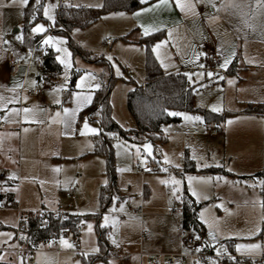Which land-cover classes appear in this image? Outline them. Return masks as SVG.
Instances as JSON below:
<instances>
[{"label":"rangeland","instance_id":"rangeland-1","mask_svg":"<svg viewBox=\"0 0 264 264\" xmlns=\"http://www.w3.org/2000/svg\"><path fill=\"white\" fill-rule=\"evenodd\" d=\"M181 2L194 4V10L185 8L182 11L176 0H167L163 4L152 0L134 11L106 13L91 25L74 27L68 35L56 27L60 5L101 8L104 0H42V18L32 28L42 24L45 31L35 33L31 30L32 35H41L43 41L49 36L54 37L50 43H42L43 46L52 47L56 57L60 58L58 61L67 60L71 67L66 69L61 64L63 71L56 84L51 86L48 82H53V79L47 82L31 77V74L40 72L34 59L28 67H20L7 90L0 91V112H4L0 122L5 125L0 128V169L10 170L8 176L14 178L11 189L22 209L36 212L42 209L69 210L84 216L80 220L81 244L74 248L80 252L68 250L71 247L60 241L63 251H40L36 264H152L148 256L140 255L141 251H186L182 239L192 233L181 228V201L186 190L200 204L201 234L218 252L234 253L249 259L264 255L261 235L263 202L260 195L264 177L252 174L242 177L247 165L229 149L232 144L229 134L237 124L233 121L232 124H221L219 133L212 134L217 124L208 122L204 113L180 112L201 117V120H185L181 116L180 123L166 124L167 142L159 153L161 169L142 174L136 170L135 163L155 158L151 142L132 143L117 132L107 133L114 150L111 165L109 157L96 150L95 137L101 132L99 123L81 115L94 98L96 85H99L97 75L106 79L113 77L110 94L112 116L123 128L133 127L128 95L134 82L141 83L146 78V48L125 40V36L137 29L130 36L137 39L144 34L142 25L149 28L150 34L163 32L155 45L161 41L166 43L153 53L156 58L159 56L157 60L164 74L184 72L191 75L190 80L196 85V106L210 111L215 106L220 110L213 112L218 114L235 113L242 108L244 103L240 99L246 85L244 80L249 79L254 71H264V7L258 5L257 0ZM230 2L240 7H229ZM0 5L5 10V20L14 15L22 20L26 5L20 0H0ZM45 8L52 19L44 15ZM143 8L150 10L141 12ZM137 12L140 14L134 15ZM17 26L8 21L6 42L15 51L22 48L24 37L23 32L12 34ZM17 36L21 39H16ZM74 44L103 58L104 63L86 60ZM233 52L235 56H232ZM218 56L222 59L217 60ZM229 57L228 67L221 68L220 64ZM24 58L27 61L29 53ZM249 61L256 66L248 65ZM234 63L238 70L232 74L229 69ZM208 72L213 75L209 77ZM74 75L76 79L72 84ZM82 77L83 84L77 87ZM38 88L42 90L40 94L34 92ZM77 94L80 97L91 95L92 100L78 106ZM56 100L60 103H55ZM25 109L29 111L26 113ZM64 109H78L75 118L71 113L66 115ZM85 120L90 128L98 131L82 135ZM225 125L228 129L226 135L223 132ZM114 134L117 139L111 140ZM145 145L151 146L150 152ZM187 152L199 169L222 166L231 171L222 174L184 172ZM205 164L208 166H202ZM189 176L206 178L192 181V189L198 193L199 199L189 190ZM172 177L182 181L175 193L173 184L161 183ZM209 177L210 180L207 179ZM7 180L12 181L7 176L0 179L1 190H5L2 184ZM103 187L108 188L105 203H102ZM68 191L73 192L72 197L66 196ZM140 207L142 215L134 214ZM202 211L208 223L200 219ZM105 216L108 217L107 223ZM18 222L19 215L11 207L0 209V246L11 244L14 237L12 228ZM89 224L92 225L91 231ZM103 230L101 240L100 231ZM210 231L215 239L209 235ZM63 240L68 241V238ZM251 244L259 247L237 251V245ZM0 256L4 259L9 257L5 253ZM13 259L16 264H21Z\"/></svg>","mask_w":264,"mask_h":264},{"label":"trees","instance_id":"trees-1","mask_svg":"<svg viewBox=\"0 0 264 264\" xmlns=\"http://www.w3.org/2000/svg\"><path fill=\"white\" fill-rule=\"evenodd\" d=\"M152 0H147V3ZM146 3L141 0H104L101 8L93 7H76L68 4H62L57 9V27L59 31L66 32L70 35L74 27H86L99 20L104 14L110 12L134 11ZM42 0L40 4H36V0H29L23 9V19L20 26V32H23V43L21 51L29 53L33 47H37L43 52L42 66L40 67V79L48 81L58 77L63 67L56 57V52L52 47H44L41 35H32V27L42 18L41 14ZM35 17V19H33ZM137 31L134 29L125 36V40L137 43L146 48V78L141 83H133L134 87L128 95V109L132 115L134 125L130 128L120 126L112 116V105L110 102V94L112 88L113 77L105 78L103 75H97L99 87L95 91L94 98L81 115L87 116L91 120H97L101 127V132L95 137L96 150L105 153L113 163L114 150L107 139V133L117 132L121 137L129 142L142 144L149 141L154 146L155 155H159L161 146L167 142L164 126L170 123H180L181 116L170 115L173 112H191L204 113L208 122H222L227 115L218 114L216 112L202 109L195 104L196 85L184 72L164 74L160 63L155 57L152 49L155 43L160 39L163 32H154L149 35H139L137 39H132L131 34ZM72 42L71 36H69ZM77 50L81 51L83 57L90 61L104 63V59L98 55H93L83 50L79 45L74 44ZM237 64L234 63L229 73H236ZM76 75L72 79L75 82ZM248 112L264 113V103L248 104ZM184 172L196 173L211 172L215 174L228 173L223 167H208L199 169L195 161L190 158L189 153L185 155ZM1 179V178H0ZM1 185V183H0ZM5 190L0 189V203L10 207L16 204L17 199L14 192L8 190L12 185V181L7 180L2 184ZM2 186V187H3ZM108 188H102V203L108 200ZM182 206V226L185 229L201 232L202 223L199 220L198 212L200 204L196 202L194 197L186 190V194L181 201ZM105 211V209L103 210ZM83 215L76 213L56 214L54 211H45L37 218L31 216L29 222L24 228L25 240L27 242L40 241L42 239H51L57 237L61 230L70 229L76 231V223L82 219ZM103 231H100V238L103 240ZM9 257L4 259L0 256V264H16L14 257L9 252ZM94 260V258L92 259ZM256 264V263H254ZM264 264V263H260Z\"/></svg>","mask_w":264,"mask_h":264},{"label":"built area","instance_id":"built-area-1","mask_svg":"<svg viewBox=\"0 0 264 264\" xmlns=\"http://www.w3.org/2000/svg\"><path fill=\"white\" fill-rule=\"evenodd\" d=\"M50 31H54L50 27ZM43 52L39 50L36 46L33 47L29 52V58L27 61L16 57L13 53L10 54V72L11 74H17L22 65L29 66L31 62L36 61L39 67L42 66ZM221 56L217 57V60H221ZM41 89H35V93L40 94ZM220 128L214 129L212 134L219 133ZM117 139V135L114 134L112 139ZM135 168L139 173L145 174L150 171H159L161 169L159 159L157 158H148L143 162L138 161L135 163ZM8 171L5 169H0V178L4 179L7 176ZM67 196L73 195V192L69 191L66 193ZM264 205V189H263V203ZM11 208L17 210L19 215V222L15 230L14 242L11 245L0 247V251L9 252L15 255L18 261H22L24 264H36L37 263V254L40 251H55L61 252L64 249L60 246L61 239L68 238V243L73 245L71 249H68L73 252H80L79 249H74L80 242V235L82 232L81 222L76 223V231L70 229H63L60 231L57 237H52L51 239H42L40 241L27 242L25 240L24 228L29 222L31 216L37 218L41 213L49 211L47 209H42L39 212L36 211H26L18 207L17 205L10 206ZM5 206L4 203H0V209L10 208ZM56 214L64 213L67 214L74 213L72 211H62L55 210ZM134 214L142 215V207L140 210L134 212ZM262 230L261 235L264 239V206H262ZM146 234V231L143 232V235ZM199 237V239H197ZM183 244L186 247V251L182 252H140V255H147L150 258L152 264H178L180 262H186L187 264H260L264 263V255L257 257L255 259H249L247 257H239L234 253H225L218 252L213 245L208 243L203 237L201 232H192L183 239ZM199 249V250H198ZM219 253V254H218ZM234 258V259H233Z\"/></svg>","mask_w":264,"mask_h":264},{"label":"crops","instance_id":"crops-1","mask_svg":"<svg viewBox=\"0 0 264 264\" xmlns=\"http://www.w3.org/2000/svg\"><path fill=\"white\" fill-rule=\"evenodd\" d=\"M14 16L15 17H13V18L11 16L8 21H9V23L11 22L12 25H18L17 27L20 28L22 20H21V18H19L18 15H14ZM22 19H23V17H22ZM8 21H7V19L5 20V10L0 6V91L7 90L10 87V84L13 81V79L18 74V73L17 74H11V72H10V69H9L10 54L13 53L16 57L22 58V59H25L24 57L26 56V54H28V53H24L23 51H21V49L18 51H15V50L11 49L9 44H7L6 35H7ZM50 27H52V26H49V28ZM50 32H53V31H50ZM43 39L44 38L42 37V39H41L42 43H43ZM248 65L256 66L255 63H253V62H251V63L249 62ZM237 70H238V68H237ZM254 72H256V71H254ZM254 72H253V74L249 75V79L244 80L245 82L243 81L244 84H246V85H244V88H243L244 91L242 92L241 99H240V101H242V103H244L242 108L235 113H233V112L231 113L230 111L227 112V114L224 113L225 115H227L226 119L222 122H219V123L215 122L217 124V127L215 129L220 128L221 124H223V125H224V123L227 124L228 121H233L234 124H237L236 129H233V131H231V134H229L230 141L232 142V144L229 146V149L231 150L230 151L231 154H234L237 157L239 156L240 159H242L245 162V165H247L245 170H243L244 174H242V177H248V175H251V174L253 176H256V177H264V113L248 112L246 110L248 104H250V103L251 104L264 103V71H258L256 73H254ZM40 74H41V70H40V72H38L37 75L31 74V77H35L39 81H41L42 79H40V77H39ZM57 78L58 77L53 79V82H51V83H49L47 81L48 84L51 86L55 85ZM34 92H35V90H34ZM2 115H4V112H0V116H2ZM4 127H5L4 123L0 122V128H4ZM100 130H101V127H100ZM227 131H228L227 125H225V129L223 131L225 135L227 134ZM232 149L235 152H233ZM236 152H238L237 153L238 155L236 154ZM149 158H151V157H149ZM155 158H158L161 161L160 154L157 156L155 155ZM211 167H213V166H211ZM218 167H222V166H218ZM5 170L10 172L9 169H5ZM228 173H230V171H228ZM7 177L12 180V184H13L14 178L11 176H8V173H7ZM12 187L13 186L11 185L8 187V189H10L9 191L14 192L11 189ZM263 189H264V183L260 187V195H261L262 202H263ZM15 195H16V193H15ZM72 196L73 195L68 196V197H72ZM16 199H17V197H16ZM17 204L18 203L16 202V204H14V205H17ZM13 210L17 212V210H15V209H13ZM73 212L76 214H80L79 212H75V211H73ZM104 212L105 211H102V213H104ZM87 217L88 216H86V218ZM16 227L17 226H14L12 228L14 237H15ZM181 228H182V230H186L182 226V221H181ZM187 230H190V229H187ZM191 231L196 232L194 230H191ZM14 237H13V240L11 241V244H13V242H14ZM80 240H81V238H80ZM182 243H183V240H182ZM80 244H81V241L78 243V245H80ZM7 245L8 244H3L0 247H4ZM11 255L14 258H16L14 254L11 253ZM143 256H147V255H143ZM19 262H21V264H24L22 261H19ZM180 263H182V262H180ZM180 263H178V264H180Z\"/></svg>","mask_w":264,"mask_h":264},{"label":"snow or ice","instance_id":"snow-or-ice-1","mask_svg":"<svg viewBox=\"0 0 264 264\" xmlns=\"http://www.w3.org/2000/svg\"><path fill=\"white\" fill-rule=\"evenodd\" d=\"M20 2H21L22 4H24V5H27L28 2H29V0H20ZM141 2H142V3H147V0H141ZM159 2L163 4V3H167V0H159ZM176 3H177V6L180 7L182 11H184L185 8H188V9H190V10H194V7H195L194 4H192V3H190V2H189V3H182L181 0H176ZM36 4L39 5V4H40V0H36ZM257 4L260 5L261 7H264V0H257ZM0 6H3V5H0ZM97 6L99 7V6H101V5H97ZM156 6H158V5H156ZM228 6H229V7H237V8L240 7V5H238V4H233V3H231V2L229 3ZM213 7H215V5H213ZM149 10H150L149 8H143V9H141L140 11H141V12H146V11H149ZM139 14H140V12H137V13H135L134 15H139ZM44 15L47 16L49 19H52V17L49 16V14H48V9H47V8L44 9ZM120 15H123V13H121ZM33 19H35V17H33ZM141 27L143 28L144 35H149V34H150V33H149V28L144 27L143 25H142ZM248 27H252V25H248ZM32 31L35 32V33H41V32H44V31H45L44 25H42V24H37L34 28H32ZM16 39H18V40L21 39V36H17ZM54 39H55L54 37L49 36V37H47V38L43 41V43H44V44H48V43H50L51 41H53ZM164 43H166V42H165V41H161L160 43H157V44L153 47L152 51H153V52H157V50H158V49L162 46V44H164ZM57 51H64V52H66L67 50H66V49H57ZM68 55H70V54H68ZM232 56H235V52L232 53ZM157 58H159V56H157ZM197 58H198V57H197ZM57 59H60V58L57 57ZM109 59H111V57H109ZM230 62H231V57L226 58V59L223 61V63L220 64V67H221V68H227ZM249 62L251 63V61H249ZM60 63L63 64V65L65 66L66 69L71 67L70 62L67 61V60H60ZM201 67H203V65H201ZM117 73L119 74V70H118V69H117ZM185 75H186V76H189V79H191V75H190L189 73H185ZM198 75L203 76V73H199ZM207 75H208L209 77H211V76L213 75V73H212V72H208ZM35 83H36V82L33 81V84H34V85H35ZM229 83H232V81H229ZM82 84H83V77L81 78V84H78L77 87H81ZM96 87H99V85H96ZM91 100H92L91 95L84 96V97H80V94H77V103H78V106H82L83 104L90 103ZM55 103H60V101H59V100H56ZM77 110H78V109H72V110L64 109V112H65L66 115L69 114V113H71L72 117L75 118V114H76V111H77ZM212 110H213V111H219L220 109H218V108H216V107L214 106ZM24 111L27 113V112L29 111V109H25ZM56 115L59 116L60 113H57ZM170 115H174V116H184V119H185V120H201V117H198V116H188L187 114H184V113H178V112L170 113ZM228 123L231 124L232 121H228ZM97 131H98L97 129H95V128H90V127H89L87 120L84 121L83 128L81 129V134H82V135H84V134H86V133H88V132L96 133ZM144 147H145L146 149H148L149 152L151 151V146H150V145H145ZM193 158H195V157H193ZM167 160H168V158H167V156H165V161H167ZM202 166H205V167H206V166H208V165L205 164V165H202ZM176 167H179V165H176ZM166 170H167V169H165V171H166ZM229 170L231 171V169H229ZM205 179H206V178H204V177H193V176H189V177H187V180H188V182H189V190H191V191H192V194H193L194 196H197L198 199H199V195H198V193H197L194 189H192V181H193V180H205ZM207 179L210 180L211 177H209V178H207ZM217 179H221V178L218 177ZM161 183H165V184H167V183H171V184H173V185H174L173 192L175 193V192L179 191V185H181L182 181L176 179L175 177H172L170 180H162ZM262 183H264V182H262ZM177 198H179V197H177ZM262 206H264V205H262ZM200 219H201L202 221H204V223H208V221L205 219V216H204V212H203V211L200 213ZM104 220H105V223H107V221H108V217L105 216V217H104ZM88 228H89V231H91V229H92V225L89 224V225H88ZM209 228H211V225H209ZM257 231H259V228L257 229ZM209 235L212 236L213 239H215V235H214L211 231L209 232ZM197 239H199V237H197ZM61 243L64 244V245H66L67 247H73V245L69 244L68 241H66V240L61 239ZM113 243H116V241L113 240ZM258 247H259V245H256V244H251V245H237V246H236L237 251H239V250L242 249V248L254 249V248H258ZM198 250H199V249H198ZM218 254H219V253H218ZM233 259H234V258H233Z\"/></svg>","mask_w":264,"mask_h":264},{"label":"water","instance_id":"water-1","mask_svg":"<svg viewBox=\"0 0 264 264\" xmlns=\"http://www.w3.org/2000/svg\"><path fill=\"white\" fill-rule=\"evenodd\" d=\"M19 31H20V28L19 27H15L13 29V31H12V34H15V33L19 32Z\"/></svg>","mask_w":264,"mask_h":264}]
</instances>
